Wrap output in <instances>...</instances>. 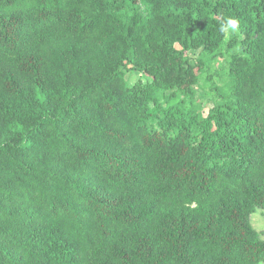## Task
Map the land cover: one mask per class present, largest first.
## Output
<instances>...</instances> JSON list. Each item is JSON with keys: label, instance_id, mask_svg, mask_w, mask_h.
I'll return each instance as SVG.
<instances>
[{"label": "trees", "instance_id": "obj_1", "mask_svg": "<svg viewBox=\"0 0 264 264\" xmlns=\"http://www.w3.org/2000/svg\"><path fill=\"white\" fill-rule=\"evenodd\" d=\"M259 208L264 0H0V264H264Z\"/></svg>", "mask_w": 264, "mask_h": 264}, {"label": "rangeland", "instance_id": "obj_2", "mask_svg": "<svg viewBox=\"0 0 264 264\" xmlns=\"http://www.w3.org/2000/svg\"><path fill=\"white\" fill-rule=\"evenodd\" d=\"M230 35L231 34L227 35V38H229ZM189 54L193 59H195L198 56L199 52L191 51ZM225 66V58L218 57L215 64L216 70L222 69ZM213 76V79L218 82V76L216 74H213ZM126 78L130 85L134 84L139 79L145 80V77L142 75V73L136 71H126ZM202 86L204 87L203 89L199 87L197 88L198 91L196 96L200 101H205L206 104L203 111L204 114H207L209 108L212 107V102L207 95L209 92V86L205 85L204 83L202 84ZM252 223L253 226L261 233V237L264 238V209H257V211L252 215Z\"/></svg>", "mask_w": 264, "mask_h": 264}, {"label": "clouds", "instance_id": "obj_3", "mask_svg": "<svg viewBox=\"0 0 264 264\" xmlns=\"http://www.w3.org/2000/svg\"><path fill=\"white\" fill-rule=\"evenodd\" d=\"M239 21L234 18H229L226 24L221 26V31L225 33V35H229L231 33H235L239 31Z\"/></svg>", "mask_w": 264, "mask_h": 264}]
</instances>
